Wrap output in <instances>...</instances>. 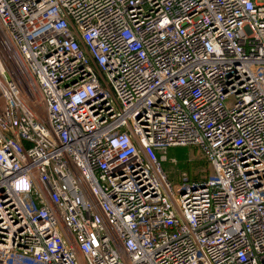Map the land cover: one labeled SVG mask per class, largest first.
Instances as JSON below:
<instances>
[{
	"label": "built area",
	"instance_id": "1",
	"mask_svg": "<svg viewBox=\"0 0 264 264\" xmlns=\"http://www.w3.org/2000/svg\"><path fill=\"white\" fill-rule=\"evenodd\" d=\"M0 41V264H264V0H0Z\"/></svg>",
	"mask_w": 264,
	"mask_h": 264
},
{
	"label": "rangeland",
	"instance_id": "2",
	"mask_svg": "<svg viewBox=\"0 0 264 264\" xmlns=\"http://www.w3.org/2000/svg\"><path fill=\"white\" fill-rule=\"evenodd\" d=\"M0 46L1 52L6 57V46L1 41ZM1 58L3 59V57ZM7 60V63L12 65L9 55ZM167 157L168 160L163 162V168L173 184H179L180 176L183 174L194 179L208 176L210 173L209 165L197 147H173L168 151Z\"/></svg>",
	"mask_w": 264,
	"mask_h": 264
}]
</instances>
